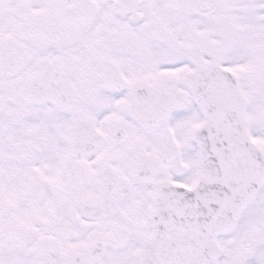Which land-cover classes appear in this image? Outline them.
I'll return each mask as SVG.
<instances>
[{
	"label": "snow or ice",
	"instance_id": "snow-or-ice-1",
	"mask_svg": "<svg viewBox=\"0 0 264 264\" xmlns=\"http://www.w3.org/2000/svg\"><path fill=\"white\" fill-rule=\"evenodd\" d=\"M0 264H264V0H0Z\"/></svg>",
	"mask_w": 264,
	"mask_h": 264
}]
</instances>
